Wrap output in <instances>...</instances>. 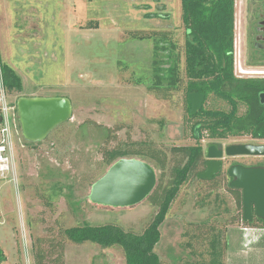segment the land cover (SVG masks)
<instances>
[{
	"label": "rangeland",
	"instance_id": "rangeland-1",
	"mask_svg": "<svg viewBox=\"0 0 264 264\" xmlns=\"http://www.w3.org/2000/svg\"><path fill=\"white\" fill-rule=\"evenodd\" d=\"M261 2L236 0L234 71L239 78H262L253 72L264 68L248 57L249 27ZM138 30L146 35L168 32L184 67L182 0H0V63L22 77L25 89L21 95L7 93L8 101L14 105L24 96L66 97L74 107L73 119L36 146L25 141L14 112L15 172L0 180V249L6 258L1 264H36L39 252L45 264H54L59 256L63 264H126L121 249L73 244L63 232L86 223H116L142 234L156 212L147 199L130 208L89 201L92 184L109 169L100 151L105 129L122 127L110 147L129 136L134 141L150 136L171 155L173 147L196 143L185 110L186 76L181 91L169 101L132 83L131 70L120 71V61L139 64L137 73L149 66L154 44L129 35ZM252 141L242 136L218 142L226 147ZM211 142L205 138L204 149ZM234 163L264 165V157L225 158L219 188L197 180L184 186L160 228L155 253L164 264L209 259L212 229L223 236L239 213L235 196L227 189L232 178L226 173ZM70 193L80 202L77 211L68 202ZM193 251L203 256H194Z\"/></svg>",
	"mask_w": 264,
	"mask_h": 264
},
{
	"label": "trees",
	"instance_id": "trees-1",
	"mask_svg": "<svg viewBox=\"0 0 264 264\" xmlns=\"http://www.w3.org/2000/svg\"><path fill=\"white\" fill-rule=\"evenodd\" d=\"M235 7L236 0H182V20L185 27L184 67L178 46L170 39L168 32L155 31L146 35L138 30L129 33L134 39L151 41L154 46L147 68L144 67L137 73L136 68L139 64L127 66L120 61L118 63L120 71L131 70L132 83L146 86L149 93L169 101L181 91L186 76L185 110L196 143L192 146L173 147L170 149L171 155L158 148L150 136L139 141H134L129 136L127 141L118 142L114 147H110L111 143L117 142V132L122 127L105 129L107 133L105 145L100 151L103 163L108 168L121 159L134 158L149 163L159 173L157 186L147 198L156 212L142 234L126 231L116 223L104 225L86 223L64 230L68 241L77 245L90 242L105 250L119 248L124 254L126 264H164L155 253L161 240L160 228L171 213L184 186L192 180L212 183L215 188L222 185L220 179L223 171L211 180L199 179V175L206 171V164L209 161L205 157L203 140L207 138L212 142H218L242 136L264 140V105L260 101V95L264 93V80L239 78L234 71ZM155 17L165 16L155 14ZM1 83L8 94L24 93L22 77L2 62L0 85ZM190 93L205 95V104L210 102L211 106L208 108L204 106L197 115L192 116V105L188 99ZM216 102L223 107L218 108ZM16 121L21 129L17 110ZM90 123L96 125L94 122ZM226 177H229L227 173ZM231 182L227 183V189L235 196L239 213L230 220L229 225L241 223L245 227H264V221L255 215L251 222L244 219L243 193L241 190L231 188ZM67 199L72 210L77 211L80 202H77L73 193H70ZM200 229L198 227L197 231ZM212 232L208 238L209 259L190 261L186 264H226L227 231L223 236L215 234L214 229ZM188 246L193 247L191 244ZM192 254L196 256L197 252L193 251ZM5 259L0 249V264ZM36 259V264H45L43 253L39 252ZM54 264H63V258L57 257Z\"/></svg>",
	"mask_w": 264,
	"mask_h": 264
},
{
	"label": "water",
	"instance_id": "water-1",
	"mask_svg": "<svg viewBox=\"0 0 264 264\" xmlns=\"http://www.w3.org/2000/svg\"><path fill=\"white\" fill-rule=\"evenodd\" d=\"M191 115L203 109L206 96L190 93ZM264 105V94L260 95ZM16 110L22 135L27 143L44 142L58 127L73 119V103L66 97L42 98L20 97ZM4 118L0 115V124ZM209 162L199 179L211 180L223 169L222 161L234 157H264V144H238L224 147L222 143L211 142L205 148ZM232 178L230 187L243 193L244 219L252 221L254 215L264 221V167L234 165L229 168ZM157 173L153 166L139 159H121L113 164L106 174L91 187L89 201L92 204L130 208L145 201L155 190Z\"/></svg>",
	"mask_w": 264,
	"mask_h": 264
},
{
	"label": "crops",
	"instance_id": "crops-1",
	"mask_svg": "<svg viewBox=\"0 0 264 264\" xmlns=\"http://www.w3.org/2000/svg\"><path fill=\"white\" fill-rule=\"evenodd\" d=\"M226 237V264H264V227L229 225Z\"/></svg>",
	"mask_w": 264,
	"mask_h": 264
},
{
	"label": "built area",
	"instance_id": "built-area-1",
	"mask_svg": "<svg viewBox=\"0 0 264 264\" xmlns=\"http://www.w3.org/2000/svg\"><path fill=\"white\" fill-rule=\"evenodd\" d=\"M14 112L16 119V106L8 101L7 93L4 89L3 83H1L0 113L4 118V121L0 129V180L6 179L9 174L15 172V152L12 135V130L14 128Z\"/></svg>",
	"mask_w": 264,
	"mask_h": 264
},
{
	"label": "flooded vegetation",
	"instance_id": "flooded-vegetation-1",
	"mask_svg": "<svg viewBox=\"0 0 264 264\" xmlns=\"http://www.w3.org/2000/svg\"><path fill=\"white\" fill-rule=\"evenodd\" d=\"M255 18H256V21L252 22L249 27L250 31L248 34V41L250 38L251 45L249 46L248 44L249 46L248 57L252 62L258 63L261 65V68H264V1L263 0L261 2V6L256 9ZM255 72L256 71H254L253 74L262 75V78H259V79L264 80V71H259L256 73ZM252 140H253L252 142L254 143H250V144H257L255 143L256 141H264V140H255L253 138ZM258 145H262V144H258ZM222 163H223V168H224V160L222 161ZM234 165H243V164L234 163L230 167ZM243 166L245 167H264V165H256V166L243 165ZM227 174H228V171H227Z\"/></svg>",
	"mask_w": 264,
	"mask_h": 264
}]
</instances>
